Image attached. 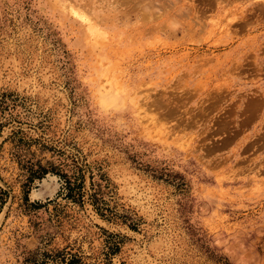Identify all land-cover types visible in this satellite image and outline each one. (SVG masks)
Returning a JSON list of instances; mask_svg holds the SVG:
<instances>
[{
	"label": "rangeland",
	"instance_id": "374dc122",
	"mask_svg": "<svg viewBox=\"0 0 264 264\" xmlns=\"http://www.w3.org/2000/svg\"><path fill=\"white\" fill-rule=\"evenodd\" d=\"M71 257L264 264V0H0V264Z\"/></svg>",
	"mask_w": 264,
	"mask_h": 264
},
{
	"label": "trees",
	"instance_id": "16d2710c",
	"mask_svg": "<svg viewBox=\"0 0 264 264\" xmlns=\"http://www.w3.org/2000/svg\"><path fill=\"white\" fill-rule=\"evenodd\" d=\"M66 184H67V185H65V187H63V188H65L64 190H67L66 195H71V190H72V188H70V184H71V182H70L69 180H67ZM77 187H78V190H79V193H80V184L77 185ZM77 187H75V188H77ZM1 191H3V190L1 189ZM80 196H81V194H80ZM91 198H92V201H93V203H94V202L96 201L95 196H94V192H92V194H91ZM65 258H66V257H65ZM65 258H63L61 261H65ZM73 260H74V258L71 257V258L68 260V262H66V264H72V263L74 262Z\"/></svg>",
	"mask_w": 264,
	"mask_h": 264
},
{
	"label": "bare ground",
	"instance_id": "6f19581e",
	"mask_svg": "<svg viewBox=\"0 0 264 264\" xmlns=\"http://www.w3.org/2000/svg\"><path fill=\"white\" fill-rule=\"evenodd\" d=\"M144 10H146V9H144ZM92 23V22H91ZM91 26V25H90ZM89 29H90V27H89ZM93 31H95V30H93Z\"/></svg>",
	"mask_w": 264,
	"mask_h": 264
}]
</instances>
